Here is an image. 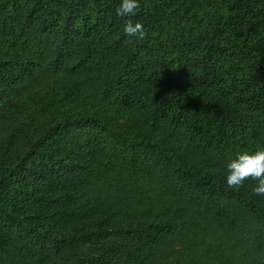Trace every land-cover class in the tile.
Returning <instances> with one entry per match:
<instances>
[{"label": "trees", "instance_id": "trees-1", "mask_svg": "<svg viewBox=\"0 0 264 264\" xmlns=\"http://www.w3.org/2000/svg\"><path fill=\"white\" fill-rule=\"evenodd\" d=\"M118 3L0 0V264H264V0Z\"/></svg>", "mask_w": 264, "mask_h": 264}, {"label": "clouds", "instance_id": "clouds-1", "mask_svg": "<svg viewBox=\"0 0 264 264\" xmlns=\"http://www.w3.org/2000/svg\"><path fill=\"white\" fill-rule=\"evenodd\" d=\"M138 0H119L115 8L118 17H128L135 13ZM123 33L127 37L143 39L146 35L145 29L140 22L127 21L123 25ZM225 184L230 189L239 188L245 180H255L252 191L256 195H264V147L255 150H240L225 162Z\"/></svg>", "mask_w": 264, "mask_h": 264}]
</instances>
